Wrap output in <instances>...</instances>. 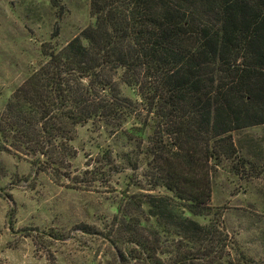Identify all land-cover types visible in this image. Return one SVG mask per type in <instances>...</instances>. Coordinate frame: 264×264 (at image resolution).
<instances>
[{"label":"trees","instance_id":"16d2710c","mask_svg":"<svg viewBox=\"0 0 264 264\" xmlns=\"http://www.w3.org/2000/svg\"><path fill=\"white\" fill-rule=\"evenodd\" d=\"M89 14L63 45L42 42L43 61L13 91L0 130L56 170L55 154L66 156L74 127L88 122L142 149L155 192L134 200L146 205L137 214L113 215L118 264H262L209 200L212 167L235 159L244 171L232 133L264 124V0H89ZM97 155L90 178L120 170L111 149Z\"/></svg>","mask_w":264,"mask_h":264},{"label":"rangeland","instance_id":"374dc122","mask_svg":"<svg viewBox=\"0 0 264 264\" xmlns=\"http://www.w3.org/2000/svg\"><path fill=\"white\" fill-rule=\"evenodd\" d=\"M91 21L89 0H0V122L13 91L43 61L42 42L61 46ZM119 88L135 98L131 88ZM14 134L0 130V264H118L113 215L137 214L146 205L134 200L155 192L142 149L88 122L74 127L66 156L55 154L56 170ZM232 138L247 161L244 171L232 170L241 163L235 159L212 167L209 205L243 252L264 264V124L237 129ZM105 148L120 170L90 178L86 163Z\"/></svg>","mask_w":264,"mask_h":264}]
</instances>
